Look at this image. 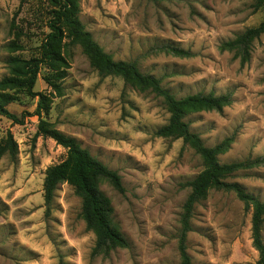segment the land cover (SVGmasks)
I'll return each instance as SVG.
<instances>
[{
	"label": "rangeland",
	"instance_id": "1",
	"mask_svg": "<svg viewBox=\"0 0 264 264\" xmlns=\"http://www.w3.org/2000/svg\"><path fill=\"white\" fill-rule=\"evenodd\" d=\"M47 0H0V79L13 55L36 56L49 17ZM79 17L115 60L135 61L161 78L177 97L195 93L231 95L220 110L187 114L204 143L232 137L220 162L264 159V33L249 59L221 48L264 20L254 0H80ZM17 44L20 48L14 47ZM189 50L181 57L167 46ZM66 75L52 89L42 67L35 92L48 98L42 117L121 176L124 191L102 180L111 218L129 242L109 255L93 254L95 234L81 215L82 199L68 182L59 183L52 203L43 196L46 169L66 149L37 133L39 96L20 93L8 109L23 123L0 114V144L9 132L18 152L0 159V264H179L178 240L186 182L204 167L181 138L161 137L169 113L151 90L116 75H101L79 45L64 48ZM238 182L264 202V162L235 173ZM187 251L192 264H255L251 210L233 191L211 189L195 207ZM264 238V225H263Z\"/></svg>",
	"mask_w": 264,
	"mask_h": 264
},
{
	"label": "trees",
	"instance_id": "2",
	"mask_svg": "<svg viewBox=\"0 0 264 264\" xmlns=\"http://www.w3.org/2000/svg\"><path fill=\"white\" fill-rule=\"evenodd\" d=\"M49 17L48 32L39 46L36 56L24 58L19 55L7 59L9 72L0 79V114L10 118L15 123H23L20 118L8 109V105L18 99L20 93L31 97L39 96L34 114L38 116L39 135L50 137L66 149V157L60 162L49 166L45 171L43 181V196L46 205L53 201L55 191L61 182H68L82 199L81 215L87 227L95 234L93 254L109 255L119 247H128L129 242L113 223L111 214L113 208L110 199L100 190L102 180L109 181L118 191L123 192L121 176L110 169L101 160L93 156L88 149L83 148L72 136L60 131L54 123L42 117L48 110V98L43 92H35L38 75L42 67L52 71L45 76L48 85L54 90H61L57 83L66 75L67 60L64 48L68 45H79L87 55L90 64L103 76L116 75L140 90H151L161 97L168 113V121L158 127L155 134L161 137L181 138L190 146L203 161V169L186 182L190 192L183 205L181 214V231L178 240L180 253L179 264H192V258L187 251V236L192 230L191 220L195 207L203 200L209 190L233 191L251 210V231L253 245L258 251L255 264H264V202L252 193L247 192L238 182L228 179L238 171L251 168L264 162L263 158L246 159L233 162H220L219 155L226 152L233 141L227 137L221 142L208 146L201 136L192 131L185 120L187 114L201 110H220L231 103V95H213L211 93H195L177 97L170 89L162 85V80L152 74L140 70L135 61L115 60L93 38L79 17L80 0H47ZM255 8H264V0H254ZM264 33V20L257 26L249 27L235 38L222 43L221 48L235 51L243 61L249 59L251 47L256 38ZM20 48L19 45L13 44ZM166 51L181 57H189V50L167 46ZM9 152H18L17 142L9 132L4 144H0V159Z\"/></svg>",
	"mask_w": 264,
	"mask_h": 264
}]
</instances>
